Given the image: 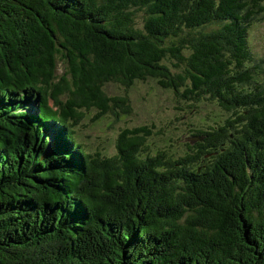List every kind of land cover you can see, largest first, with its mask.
I'll use <instances>...</instances> for the list:
<instances>
[{"label": "trees", "instance_id": "trees-1", "mask_svg": "<svg viewBox=\"0 0 264 264\" xmlns=\"http://www.w3.org/2000/svg\"><path fill=\"white\" fill-rule=\"evenodd\" d=\"M261 21L264 0H0V264H264ZM149 78L232 116L178 157L147 124L87 150L86 110L132 112L104 86Z\"/></svg>", "mask_w": 264, "mask_h": 264}, {"label": "rangeland", "instance_id": "rangeland-1", "mask_svg": "<svg viewBox=\"0 0 264 264\" xmlns=\"http://www.w3.org/2000/svg\"><path fill=\"white\" fill-rule=\"evenodd\" d=\"M249 40L255 62L264 58V21L256 22L250 30ZM65 64L60 61L58 73H63ZM264 71H259V76ZM264 79V75L259 81ZM255 84V83H254ZM256 85V84H255ZM109 95L127 96L132 112L119 117L112 112L96 118L97 109L86 110L85 117L75 128L79 141L91 152L100 151L113 155L116 152V140L125 127L139 125L154 126V133L148 138L149 144L155 149H166L176 156L183 155L188 147L185 142H195L193 129L207 130L223 124L231 113L223 110L211 97H205L197 102L183 100L171 90L161 87L153 78L138 80L131 87H125L116 82H108L104 86ZM34 103L27 105V110L33 111ZM51 138L57 129L46 131Z\"/></svg>", "mask_w": 264, "mask_h": 264}]
</instances>
